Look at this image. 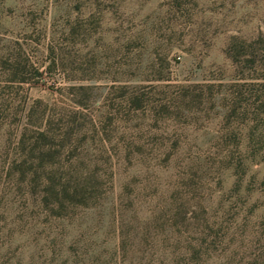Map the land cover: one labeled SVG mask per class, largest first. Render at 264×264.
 Masks as SVG:
<instances>
[{
  "label": "rangeland",
  "instance_id": "obj_1",
  "mask_svg": "<svg viewBox=\"0 0 264 264\" xmlns=\"http://www.w3.org/2000/svg\"><path fill=\"white\" fill-rule=\"evenodd\" d=\"M0 264H264V0H0Z\"/></svg>",
  "mask_w": 264,
  "mask_h": 264
}]
</instances>
